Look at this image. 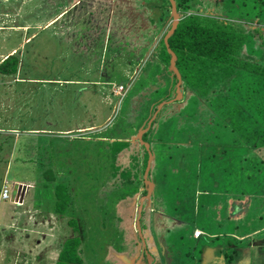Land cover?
Returning a JSON list of instances; mask_svg holds the SVG:
<instances>
[{
  "label": "rangeland",
  "instance_id": "1",
  "mask_svg": "<svg viewBox=\"0 0 264 264\" xmlns=\"http://www.w3.org/2000/svg\"><path fill=\"white\" fill-rule=\"evenodd\" d=\"M160 3L0 0V61L19 58L0 76V186L13 147L3 186L41 189L50 169L41 203L53 207L59 183L70 198L64 215L47 210L39 264L56 263L70 220L81 264H264V230L248 235L264 227V142L190 91L164 101L171 76L147 41Z\"/></svg>",
  "mask_w": 264,
  "mask_h": 264
},
{
  "label": "trees",
  "instance_id": "2",
  "mask_svg": "<svg viewBox=\"0 0 264 264\" xmlns=\"http://www.w3.org/2000/svg\"><path fill=\"white\" fill-rule=\"evenodd\" d=\"M164 1L165 5L160 3L157 6L160 13L155 19L149 14L148 21L153 31L147 40L158 52L159 71L161 74L169 72L171 76L167 82H159V86L165 82L167 88L164 101L174 100L176 89L182 95L184 91H190L191 97L203 99L225 115L233 129L241 127L248 134L256 133L255 139L264 142V0ZM172 6L178 22L170 32ZM161 26V31H158ZM160 32L154 41V35L158 36ZM171 54L175 57L173 67ZM18 68L16 53L7 55L0 61V76H15ZM249 125L250 129L244 127ZM29 131L39 130L26 132ZM53 137L61 138L58 135ZM62 140L71 142L66 138ZM121 143L118 145L127 146ZM142 151L145 167L148 154L143 146ZM42 178L41 187L45 189L47 183L55 181V173L48 169ZM127 181L130 182L129 179ZM66 190V185L60 183L54 189L53 210L59 216L65 214L70 204ZM68 225L73 237L64 241L55 264H81L77 253L81 244L79 228L72 220ZM250 250L254 255L255 247L250 245Z\"/></svg>",
  "mask_w": 264,
  "mask_h": 264
},
{
  "label": "crops",
  "instance_id": "3",
  "mask_svg": "<svg viewBox=\"0 0 264 264\" xmlns=\"http://www.w3.org/2000/svg\"><path fill=\"white\" fill-rule=\"evenodd\" d=\"M13 149L14 148L11 147V151L6 156V160L2 161L5 162V167L3 168L0 194L3 185H5L3 183H7V169L9 167L11 168L13 166L11 163L16 160V157H14V153L11 154ZM20 179L21 177L19 178L18 176L12 178L10 197H19L20 201H22L21 205L14 206L10 204L9 201H3L0 197V264H39V262L44 261L41 258H45V252L42 251L47 245L48 238L45 235V231H43V229L41 228L46 226V221L48 222V224H52L51 218L49 219V217L50 215L54 214L53 207L47 208L41 203L42 195L45 193L42 192L43 190H45L44 188L40 187L41 189H38L37 185L25 186L20 182ZM35 189H38L37 197L36 195L33 196L34 193L32 191ZM153 191L154 186L152 193ZM7 206H10L12 209L10 213L6 212V210L9 209V207ZM47 210L49 213V217H47L46 215ZM43 213H45V215H43ZM40 215H43L42 219H40ZM33 226L40 227V231L32 228ZM194 230L198 229L195 228ZM263 230L264 227L248 235H258ZM198 231L200 232V230ZM18 233H24L25 242L24 240L20 239V237L17 235ZM200 236L198 238H200ZM193 238L195 237L193 236ZM24 252L29 254V258L23 256ZM209 253L212 254L211 252ZM33 257L35 258V260L32 259Z\"/></svg>",
  "mask_w": 264,
  "mask_h": 264
},
{
  "label": "built area",
  "instance_id": "4",
  "mask_svg": "<svg viewBox=\"0 0 264 264\" xmlns=\"http://www.w3.org/2000/svg\"><path fill=\"white\" fill-rule=\"evenodd\" d=\"M124 90V91H123ZM127 92V89H123V87H119L117 93H121V92ZM0 197L3 201H9V202H13V203H16V204H19L20 203V198L19 197H10V191L5 187L3 186L2 187V190H1V194H0ZM201 235V233L198 231V230H194L193 231V236L195 238H198L199 236Z\"/></svg>",
  "mask_w": 264,
  "mask_h": 264
},
{
  "label": "water",
  "instance_id": "5",
  "mask_svg": "<svg viewBox=\"0 0 264 264\" xmlns=\"http://www.w3.org/2000/svg\"><path fill=\"white\" fill-rule=\"evenodd\" d=\"M171 14H172V18H173V23H172V29H171L170 32H172V31L174 30V28H175V26H176V24H177V22H178V16H177V13L175 12V9H174L173 6H172ZM169 34H170V33H169ZM169 34L165 37V39L169 36ZM174 59H175L174 55L171 54V60H170L171 67L174 66ZM178 80H179V77H178ZM177 87H178V85H177ZM177 90H178V89H176V91H177ZM143 133H144V132H143ZM145 147H146V149H147L148 146L145 145ZM149 162H150V159H149ZM149 162H148V163H149Z\"/></svg>",
  "mask_w": 264,
  "mask_h": 264
},
{
  "label": "bare ground",
  "instance_id": "6",
  "mask_svg": "<svg viewBox=\"0 0 264 264\" xmlns=\"http://www.w3.org/2000/svg\"><path fill=\"white\" fill-rule=\"evenodd\" d=\"M67 50V49H66ZM81 130V129H80ZM84 130V129H83Z\"/></svg>",
  "mask_w": 264,
  "mask_h": 264
}]
</instances>
